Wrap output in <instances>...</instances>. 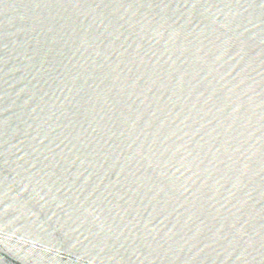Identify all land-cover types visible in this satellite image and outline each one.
<instances>
[{
  "label": "water",
  "instance_id": "obj_1",
  "mask_svg": "<svg viewBox=\"0 0 264 264\" xmlns=\"http://www.w3.org/2000/svg\"><path fill=\"white\" fill-rule=\"evenodd\" d=\"M0 264H264V0H0Z\"/></svg>",
  "mask_w": 264,
  "mask_h": 264
}]
</instances>
